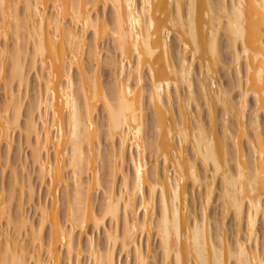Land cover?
Instances as JSON below:
<instances>
[{"label": "snow or ice", "instance_id": "snow-or-ice-1", "mask_svg": "<svg viewBox=\"0 0 264 264\" xmlns=\"http://www.w3.org/2000/svg\"><path fill=\"white\" fill-rule=\"evenodd\" d=\"M0 99V264H264V0H0Z\"/></svg>", "mask_w": 264, "mask_h": 264}, {"label": "bare ground", "instance_id": "bare-ground-1", "mask_svg": "<svg viewBox=\"0 0 264 264\" xmlns=\"http://www.w3.org/2000/svg\"><path fill=\"white\" fill-rule=\"evenodd\" d=\"M32 2H33V4H35L36 2H37V0H32ZM42 2L43 3H50V2H53V0H42ZM140 2L141 3H143V2H146V0H140ZM151 2L155 5V4H158V3H160L161 2V0H151ZM155 11H156V9L154 8V10H153V16L155 17ZM157 23L159 24V21L157 20ZM159 27L156 29V31H154L153 32V39H152V41H151V46L153 47V49L155 50L157 47L159 48V52H157V54L152 58V60H151V62H152V64H153V67L155 68L156 67V65H161V68H160V70H158L157 72H156V78H157V84L159 85L160 83H161V81L163 80V81H166L167 79H171L172 80V87H171V90H172V88L174 89V93L176 94V75H175V73H173V74H169L168 72H167V65L166 64H163L162 63V61H163V41L162 40H158L157 39V37H158V34H159ZM144 35H145V38H147V32L145 31V33H144ZM45 39L47 40V35L45 36ZM141 51L143 52V41H141ZM114 52H115V55H116V50H115V48H114ZM131 50H129V56H131ZM63 55H64V53H63V46H61V49H60V59H61V63H60V69H62V67H63ZM170 55L171 56H173V53H172V51H171V53H170ZM48 57L51 59L52 58V54H51V48H50V46H49V50H48ZM71 58V53H69V59ZM176 59V63H177V66H178V64H179V57L177 56V58H175ZM150 61H149V59H148V57H147V55L145 54V63L147 64V63H149ZM189 62L191 63V58L189 57ZM198 63H199V65H200V62L199 61H197ZM206 68H207V65L205 66ZM61 75H62V72L60 73ZM193 74H194V66H193ZM205 75H207V72H205ZM194 79V78H193ZM197 85H198V83H197ZM27 86V85H26ZM39 88H40V86H39V84H38V82H37V88H36V93H35V95H34V97H33V99H32V102H33V104L34 105H36L37 107L39 106V104H40V95H39ZM182 89H184L183 88V86H182ZM169 87H168V84L167 83H164V86H163V92H164V97H165V100H167V96H168V93H169ZM55 91H56V96H55V100H54V104H53V101L48 97V94H47V88L45 87V90H44V97H45V102H46V104H47V108L45 109V111H46V113L47 112H50L51 110H52V108L54 107L55 108V111H56V113L59 115V116H63V114H64V111H65V106H66V104H67V101L65 100V101H63L62 102V98H61V96H60V92H59V85L57 84V87H56V89H55ZM183 91H185V89L183 90ZM172 92V91H171ZM173 94V93H172ZM174 94V95H175ZM253 102H254V106H255V100H254V98H253ZM177 115H179V110L177 109ZM36 119L39 121V119H40V112L37 110V112H36ZM59 124H60V122H59V120H57V127H59ZM41 127V130H42V125L40 126ZM49 128L51 129V123L49 124ZM55 139H56V137H55V135H53V141H55ZM65 144H67V129H66V123H65ZM188 150L190 151L191 149H190V146L188 147ZM150 153H151V150H150ZM152 154V153H151ZM44 158H45V160H47L48 159V155H47V153H45V155H44ZM51 159H52V162L53 163H55V160H56V156H55V150H53V153H52V157H51ZM132 160H133V155H132V151H131V144H129V151H128V155H127V162H128V164L131 166V164H132ZM145 161V156H144V153H143V151H141V153H139L138 154V156L136 157V162H137V165H140V164H142L143 162ZM171 158H170V160H169V167H170V165H171ZM125 164V163H124ZM124 164L122 165V167H123V169H124ZM153 166H151L152 168L149 170V168H148V173L149 174H151L155 169H156V165H157V161L155 160V163L154 164H152ZM161 165V166H160ZM124 171H125V169H124ZM132 172H133V175H134V173H135V169L133 168L132 169ZM125 174H127V172L125 171ZM159 174H160V176L163 178V176H164V162H163V159H161L160 160V162H159ZM37 176H38V178H39V175H38V170H37ZM121 180H122V178H121ZM173 181L175 182V174L173 173ZM148 181H147V177H146V179H145V183H147ZM50 183V182H49ZM185 185H181V192L183 193L184 192V190H185ZM46 189V199H45V201L47 200V198H48V191H47V187L45 188ZM188 189V188H187ZM119 193V191H117V194ZM40 204H41V202L40 203H38V206H37V208L38 207H40ZM50 206V205H49ZM89 219L91 220V216L89 217ZM261 219V222H262V224H264V217H260L259 219H258V221ZM109 223H110V226H111V221H109ZM247 230V223H246V215H245V231ZM122 235H123V233H122V231H121V237H122ZM262 236L264 237V233H262ZM146 240H145V246H144V250H145V252H147V250H148V240H147V238H145ZM14 243V246H15V242H13ZM76 243H77V246H79V243H80V241L79 240H77L76 239ZM255 245L253 244V247H254ZM45 255H46V250H45ZM67 255V253H66V250H65V256ZM29 258H30V256H29ZM117 258V257H116ZM120 258V257H119ZM121 259V258H120ZM120 259H117V264H118V260H120ZM125 264H127V257H125Z\"/></svg>", "mask_w": 264, "mask_h": 264}, {"label": "rangeland", "instance_id": "rangeland-1", "mask_svg": "<svg viewBox=\"0 0 264 264\" xmlns=\"http://www.w3.org/2000/svg\"><path fill=\"white\" fill-rule=\"evenodd\" d=\"M179 48V45L178 44H176L175 45V49H178ZM175 49L174 50H172V53H173V57H175V58H177V54H176V51H175ZM113 56H115V52H114V48H113ZM199 75H200V65H199V63L198 62H196V64L194 65V74H193V78H194V80L198 83V77H199ZM217 80L218 81H221V80H226V72H225V70H224V68H220L219 69V71H218V73H217ZM32 83H33V87H34V92H33V96H32V99H33V97H34V95H35V91H36V88H37V82L35 81V79H34V77H33V80H32ZM26 91H27V86H26V89H25ZM184 89H181V91H182V93L184 92L183 91ZM172 93H173V96H175L174 94V89L172 88ZM0 103H2V99H0ZM253 106H254V102H253ZM19 143V139L17 138V144ZM25 143L27 144V141H25ZM152 153V152H151ZM150 153V151L148 152V155H147V158H146V160H147V164L149 165V170L152 168L151 166H153L152 164H154L155 163V160H156V158H155V156L153 155V153L151 154ZM13 166H15V160H14V162H13ZM161 166V165H160ZM129 167H130V165L128 164V162H126L125 164H124V169H125V171L127 172L128 171V169H129ZM37 186L35 187V206L31 209V214L35 217L36 215H37V212H36V208H37V206H38V203H40L41 202V199L43 198L44 200L46 199L45 197H46V187L45 188H43V189H41L39 186H38V180H39V178H38V176H37ZM8 181L10 182L11 181V174L9 173L8 174ZM3 182H4V175H3V172H2V170H0V185H2L3 184ZM23 182V181H22ZM187 190H188V192L190 193L191 192V187H190V184L189 185H187ZM116 191H119V187H117V190ZM100 198L101 199H103V193H100ZM260 224H262V222H261V219L258 221V227H259V225ZM109 226H110V223H109ZM259 235H261L262 236V233H258ZM263 237V236H262ZM76 239L77 240H79L80 241V238H79V236H77L76 237ZM146 240V239H145ZM145 240H144V246H145ZM152 243L155 245V243H156V241H155V238L153 237V239H152ZM117 258L116 259H120L121 257L119 256V255H117L116 256ZM120 257V258H119ZM125 259V258H124ZM119 261V260H118Z\"/></svg>", "mask_w": 264, "mask_h": 264}]
</instances>
